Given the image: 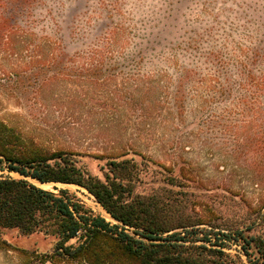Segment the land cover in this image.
Returning <instances> with one entry per match:
<instances>
[{"label": "rangeland", "instance_id": "1", "mask_svg": "<svg viewBox=\"0 0 264 264\" xmlns=\"http://www.w3.org/2000/svg\"><path fill=\"white\" fill-rule=\"evenodd\" d=\"M52 8L57 25L46 32L59 38L62 60L32 66L0 42V119L75 154L102 181L109 161L126 154L117 161L129 162L132 198L262 234L264 88L255 84L264 80V0H61ZM96 49L104 53L92 56ZM54 187L116 224L85 189L45 190ZM2 239L11 250H0V264H20L16 250L50 251L55 240L16 230Z\"/></svg>", "mask_w": 264, "mask_h": 264}, {"label": "trees", "instance_id": "2", "mask_svg": "<svg viewBox=\"0 0 264 264\" xmlns=\"http://www.w3.org/2000/svg\"><path fill=\"white\" fill-rule=\"evenodd\" d=\"M60 1L0 0V42L6 54L32 66L62 60L66 53L59 38L46 32L49 24L57 25L52 6ZM102 51L90 53L97 57ZM255 87L264 88V80ZM124 155L109 161L110 175L102 181L78 167L75 154L50 149L0 119V172L23 177L0 176V250H11L2 236L16 230L55 239L45 253L16 250L20 264H264V214L257 218L263 228L258 235L176 217L154 198L130 197L129 162L117 161ZM28 179L85 189L116 224L95 215L68 190H44Z\"/></svg>", "mask_w": 264, "mask_h": 264}, {"label": "bare ground", "instance_id": "3", "mask_svg": "<svg viewBox=\"0 0 264 264\" xmlns=\"http://www.w3.org/2000/svg\"><path fill=\"white\" fill-rule=\"evenodd\" d=\"M34 183H35L37 186H39V187H41V188H44V189H47L48 186H49V184L40 185L39 183H37V182H35V181H34Z\"/></svg>", "mask_w": 264, "mask_h": 264}, {"label": "water", "instance_id": "4", "mask_svg": "<svg viewBox=\"0 0 264 264\" xmlns=\"http://www.w3.org/2000/svg\"><path fill=\"white\" fill-rule=\"evenodd\" d=\"M37 183H39V182H37ZM40 185H45V184H42V183H39ZM35 185V184H34ZM35 186H37V185H35ZM37 187H39V186H37ZM39 188H41V187H39ZM41 189H43V188H41ZM45 190V189H44Z\"/></svg>", "mask_w": 264, "mask_h": 264}]
</instances>
